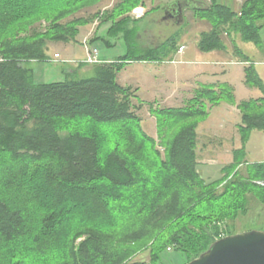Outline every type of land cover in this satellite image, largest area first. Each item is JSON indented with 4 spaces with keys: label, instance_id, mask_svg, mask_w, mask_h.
Wrapping results in <instances>:
<instances>
[{
    "label": "trees",
    "instance_id": "16d2710c",
    "mask_svg": "<svg viewBox=\"0 0 264 264\" xmlns=\"http://www.w3.org/2000/svg\"><path fill=\"white\" fill-rule=\"evenodd\" d=\"M103 1L0 0V264H159L170 249L190 262L238 233L252 199L264 207V161L248 162L244 147L233 149L220 178L208 182L198 170V119L223 99L233 103L231 88L201 84L183 108L150 104L163 151L144 131L138 89L120 85L118 74L134 62L168 63L182 46L174 36L141 48L142 19L129 14L147 0H120L111 10L77 16ZM235 2L191 8L211 26L200 34V51L226 52L225 36L237 55L234 37L262 45L264 0ZM97 19L111 23L107 35H122L129 53L97 62L93 78L37 84L25 63L55 59L50 43L74 41ZM44 22L48 27L38 28ZM97 40L113 46L98 36L90 46ZM241 62L246 84L264 94L252 61ZM238 109L245 132H264V97ZM77 118L94 121L90 135H61ZM98 123L119 124L112 149Z\"/></svg>",
    "mask_w": 264,
    "mask_h": 264
},
{
    "label": "rangeland",
    "instance_id": "374dc122",
    "mask_svg": "<svg viewBox=\"0 0 264 264\" xmlns=\"http://www.w3.org/2000/svg\"><path fill=\"white\" fill-rule=\"evenodd\" d=\"M118 1L120 0H104L95 8L84 10L77 16L89 17L97 11L111 10ZM175 3L180 4L183 14L182 19L178 22L173 18H168L167 15V8ZM209 4L210 0H147L144 7L140 6L129 14L133 19H142L137 23L140 28L137 40L141 48H157L174 36H177V42L180 46L184 45L186 47V51L177 54L173 58V62L161 64L134 62L126 64L117 77V82L120 85L138 89L136 94L139 101L144 104V107L139 112L143 119L142 127L146 133L157 139L158 147L161 151L164 150L162 145L165 146V143L162 142L165 141L158 139L157 121L149 105H155L159 108H183L195 95V92L190 94L186 91L190 89L186 85L196 86L200 81L194 73L197 70L196 68L204 66V64H200L202 58H207L209 55L200 51L197 43L200 34L208 31L211 26L208 22L196 19L191 7L200 8ZM228 4L230 3L228 2ZM235 5L238 7V3L235 2ZM140 9L144 10L143 14L137 12ZM261 23L264 24V20ZM100 24L101 21L97 19L90 27L80 28L75 40L69 43H50L47 50L48 55L54 57V53L57 52L61 59L25 63L26 67L33 69L35 82L37 84H50L66 81L67 79L83 80L93 78L96 73L95 65L97 63L88 61L90 49L97 50L98 53L94 55L97 62L115 61L128 54L130 47L122 35L120 38L107 35L111 23ZM37 26L40 29H46L48 23L44 22L42 25L39 24ZM95 36L105 37L113 46H108L104 40H97L90 46L89 42ZM238 47L242 51L238 55L234 51V56L238 60L246 56L254 65H257L256 59L264 57V37L262 45L241 42ZM181 60L188 61V64H181ZM224 67L235 69L236 72H239V69H243V65L239 67V65L227 64ZM186 74H194L190 82L184 79L187 77ZM214 77L217 80H221L220 74ZM232 78L236 79V83L238 82V74H233ZM223 86L232 89L234 102L231 103L223 99L218 105L213 106L209 110L210 113L207 117L198 119L200 123L198 128L200 135L199 146L197 147L198 170L208 182L221 177L222 167L231 162L233 158L232 151L235 148L244 147L245 159L250 163L264 161V132L260 130L244 131L242 113L241 109L237 108L239 103L236 100L234 89L228 83L218 84V87ZM256 92L260 94L258 88L247 86V92L243 94L239 91L237 98L239 100L245 99V101L259 100L260 98L256 99L258 97ZM175 93H182L183 99L179 98L177 100V98L173 97ZM262 96L264 97V94ZM235 105L236 108L232 107ZM94 124V121L88 118L72 119L69 121L68 127L61 131V135H67L74 131L90 135L89 128ZM117 125L119 124L98 123L97 125L105 130L104 137H106L108 142L107 150L114 147ZM247 133L250 135L249 139L243 142L242 139ZM237 231L238 233L264 231V207L255 199L251 200L248 216L242 218L237 224ZM148 259L149 257L143 258L141 256L137 258V260ZM187 263L188 258L185 254L170 249L162 254V260L159 264Z\"/></svg>",
    "mask_w": 264,
    "mask_h": 264
},
{
    "label": "crops",
    "instance_id": "0c3cea01",
    "mask_svg": "<svg viewBox=\"0 0 264 264\" xmlns=\"http://www.w3.org/2000/svg\"><path fill=\"white\" fill-rule=\"evenodd\" d=\"M235 1H236V3H238V7L243 2L242 0H235ZM202 22H204V21H202ZM263 37H264V29L261 32L262 42H263ZM224 39L227 43L228 50L226 52L225 51L224 52L223 51H213L210 53H206L209 56L207 58H202V61H200V64H204V66L201 68L200 67L196 68L197 70L194 73L197 76V78L200 79L199 83H197L196 86H192L190 84H187L186 86L190 87V89L186 90V91H188L190 94H193V92H195V89H197L198 86L201 84L218 86V84H220V83H228V84L232 85L234 92H235L236 100L238 103H240L242 101H245V99L239 100L237 98L239 91H241L243 94H245L247 92V86H249L248 84H246L245 63L241 62V60L236 59V57L234 56V48H233L232 41L227 36H225ZM234 40H235V43L237 45L241 44V42L242 43H248V42L242 41V39L237 38V37H234ZM185 51H186V47H185V50L183 52H178V54L184 53ZM55 54H59V53L55 52L54 56H55ZM256 60H257L256 61L257 65H254L255 71L257 72V74L260 76V78L264 82V57H261L260 59H256ZM149 64H158V63H149ZM181 64H188V61L183 60ZM227 64L239 65V67L241 65H243L244 70L239 69L238 70L239 72H236L235 69L224 67L225 65L227 66ZM236 73L238 74V82L237 83L235 81L236 79L232 78L233 74L237 75ZM194 74H186L187 77H185L184 79L187 80V82H190L192 80V77ZM218 74H220L221 80H217L214 77L215 75L218 76ZM233 79H234V81H232ZM183 91H182V93H183ZM186 91H185V93H186ZM259 91H260V94H258L256 92L258 94V97L256 99L263 97L262 96L263 92L261 90H259ZM182 93H175L173 97L177 98V100L179 98L183 99ZM177 94H179V95L177 96ZM232 107L236 108V105L232 106Z\"/></svg>",
    "mask_w": 264,
    "mask_h": 264
},
{
    "label": "water",
    "instance_id": "95a60500",
    "mask_svg": "<svg viewBox=\"0 0 264 264\" xmlns=\"http://www.w3.org/2000/svg\"><path fill=\"white\" fill-rule=\"evenodd\" d=\"M180 13L182 17V11ZM171 17L168 15V18ZM187 264H264V231L222 237Z\"/></svg>",
    "mask_w": 264,
    "mask_h": 264
},
{
    "label": "flooded vegetation",
    "instance_id": "af4514ba",
    "mask_svg": "<svg viewBox=\"0 0 264 264\" xmlns=\"http://www.w3.org/2000/svg\"><path fill=\"white\" fill-rule=\"evenodd\" d=\"M181 11L182 8L180 4H176V3L167 8L168 15L172 16L171 18L175 19L176 22H178L182 18L180 13Z\"/></svg>",
    "mask_w": 264,
    "mask_h": 264
},
{
    "label": "built area",
    "instance_id": "2783aa9c",
    "mask_svg": "<svg viewBox=\"0 0 264 264\" xmlns=\"http://www.w3.org/2000/svg\"><path fill=\"white\" fill-rule=\"evenodd\" d=\"M137 12H138L139 14H143V13H144V10H143V9H140V10H137ZM87 42H88V41H87ZM87 45H88V44H87ZM184 50H185V47L182 46V47L180 48L179 52H183ZM96 53H98L96 49H95V50H91V49L89 50L88 61H89L90 63H92V62H96V63H97V60H96V58L94 57V55H95ZM55 59H60V55H59V54H55Z\"/></svg>",
    "mask_w": 264,
    "mask_h": 264
}]
</instances>
